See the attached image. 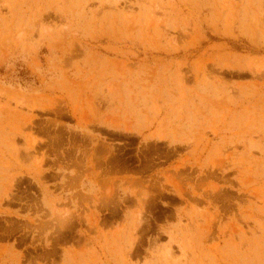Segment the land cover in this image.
Wrapping results in <instances>:
<instances>
[{"label":"rangeland","instance_id":"374dc122","mask_svg":"<svg viewBox=\"0 0 264 264\" xmlns=\"http://www.w3.org/2000/svg\"><path fill=\"white\" fill-rule=\"evenodd\" d=\"M0 264H264V0H0Z\"/></svg>","mask_w":264,"mask_h":264},{"label":"crops","instance_id":"0c3cea01","mask_svg":"<svg viewBox=\"0 0 264 264\" xmlns=\"http://www.w3.org/2000/svg\"><path fill=\"white\" fill-rule=\"evenodd\" d=\"M93 126H97L99 129H105V130H110L111 127H109L107 125V123L104 120H98L94 123ZM155 141L160 142L161 140L159 139H155ZM168 143L171 145V140L168 141ZM171 166V165H170ZM162 168L159 169V171H161ZM42 174H47L50 176H55L56 177V182L54 183H50L47 184V187H44L41 185L40 187V195H41V201L42 203L45 205L46 202H48L49 204L51 203V199H56L57 201H59L60 203H63L64 201H68L69 202V198L71 197L72 194H70L68 192V181H69V177H68V172L64 171V170H59V168H56L54 170L52 169H46L43 171ZM112 172L106 169H103L102 173H101V177L102 180L99 181L98 184L94 183L93 181H90L88 179H82V181L79 183V189L81 194L86 197V198H94V197H100L101 195V190L104 187L105 184H107L108 182H110V178H113L111 176ZM117 179L119 180H124L127 179V175H123V174H118V176H116ZM74 182L77 181L75 178L73 180ZM78 184V183H77ZM51 186H55L56 187V194L55 196H52L50 193H48V190H51ZM74 194V193H73ZM80 199H76L74 200H70L71 207L73 208H77V201ZM129 215V214H128ZM100 220V219H99ZM95 221H98V218H95ZM119 227L117 225H113L110 230L111 231H116L118 230ZM69 246L63 247L62 250V255H66L67 252H69Z\"/></svg>","mask_w":264,"mask_h":264}]
</instances>
